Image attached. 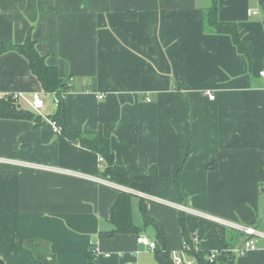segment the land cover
<instances>
[{
	"label": "crops",
	"instance_id": "crops-1",
	"mask_svg": "<svg viewBox=\"0 0 264 264\" xmlns=\"http://www.w3.org/2000/svg\"><path fill=\"white\" fill-rule=\"evenodd\" d=\"M217 1L251 63L230 35L205 30L211 0H0V47L31 36L65 77L68 131L149 177L150 196L213 218L134 195L140 233L101 238L114 229L121 191L100 181L102 155L54 132L56 96L8 52L0 99L24 96L18 104L36 119H0V158L12 162H0V264H160L137 242L157 238L142 200L170 254L195 238L200 252L242 246L224 222L264 232V0ZM35 94L41 114L29 103ZM235 264H264V239Z\"/></svg>",
	"mask_w": 264,
	"mask_h": 264
},
{
	"label": "trees",
	"instance_id": "trees-1",
	"mask_svg": "<svg viewBox=\"0 0 264 264\" xmlns=\"http://www.w3.org/2000/svg\"><path fill=\"white\" fill-rule=\"evenodd\" d=\"M204 28L210 33L230 35L238 52L244 55L248 62L251 63V54L241 38L238 26L235 23H224L219 20L217 0H211L210 5L204 10ZM8 52H17L24 56L29 62L32 73L41 83L43 90L48 94H54L60 100L57 112L52 119L62 127V133L70 140L79 142L84 147L102 155L106 162L105 169L101 175L102 177L135 191L151 194L152 182L149 177L131 175L126 170L115 165L114 154L111 151L100 149L96 139H87L80 134H73L68 131L66 126V94L69 91V86L65 77L60 74L58 69L49 65L46 58L38 52L37 43L31 36L27 38L24 44L4 42L0 47V55ZM0 119L34 120L36 119V115L33 112L24 110L10 96L0 99ZM133 197V194L121 192L120 197L111 211V222L114 225V229L110 232L101 233V238H110L116 234L140 233L139 228L134 224L132 216ZM141 202V210L146 224L155 226L157 230V238L155 240L157 248L154 251L157 261L160 264H173L171 254L166 246V236L162 226L150 218L146 210L145 202L143 200ZM186 243L190 246L187 252L188 255L194 257L197 264H212L210 262V253L198 251L191 239H188ZM231 249V247H228L220 251L216 262L213 264H235L237 255ZM43 264L49 263L45 261Z\"/></svg>",
	"mask_w": 264,
	"mask_h": 264
},
{
	"label": "built area",
	"instance_id": "built-area-1",
	"mask_svg": "<svg viewBox=\"0 0 264 264\" xmlns=\"http://www.w3.org/2000/svg\"><path fill=\"white\" fill-rule=\"evenodd\" d=\"M250 14H257V12L252 11V12H250ZM259 76L262 79H264V59H263V67L259 71ZM209 96L211 99L215 98V96H213V95H209ZM12 97L17 102L20 101V99L24 98V96H22L20 94H15ZM103 97L104 96H99L98 98L103 99ZM29 103L32 105L34 112H36L38 114L42 113V109L44 108V102L38 94H35L33 96V98L29 101ZM59 103H60V100L56 97L55 105L58 107ZM52 125H53L54 132L56 134H62V128L56 121H52ZM104 161H105L104 158L100 157V162L103 163ZM0 162L1 163L2 162L3 163H12L10 160H5V159H1V158H0ZM80 176H82V175H80ZM82 177H85V176H82ZM104 179L105 180H100V181L105 183L106 185H108L110 187H113V188L120 190L121 192H126L129 194L136 195V196H138L144 200H154V201H157V202L164 204V205L174 206L183 212L194 214L200 218L213 219L211 216H209L207 214L194 211V210L187 208L185 206H179V205H175V204H171L168 202H164V201L155 199L154 197L150 196L149 194H145V193H142L139 191H135L133 189H130V188L121 186L119 184H116L114 182H111L110 180H108L106 178H104ZM223 224H226L230 228H233V229L239 231L243 236L244 240H243L242 246H240L238 248L231 249V251L238 256H244L248 252L255 250L257 247V241L259 239H264V232L258 230L257 228L242 226L240 224L230 223V222H224ZM192 241H193L194 245H196V243H197L196 238L193 239ZM137 242L139 244H142L143 246L149 248L150 250L155 251L157 248V243L155 241L151 240L150 238L145 237V236L139 237ZM189 249H190L189 244L184 242L180 251L173 252L171 254L173 264H197L196 259L194 257L188 255L187 252ZM219 253L220 252H217V251L210 252V262L212 264L216 262V260L219 256Z\"/></svg>",
	"mask_w": 264,
	"mask_h": 264
}]
</instances>
